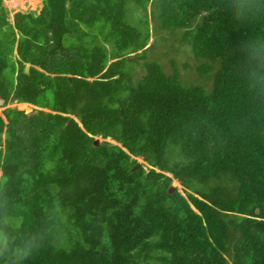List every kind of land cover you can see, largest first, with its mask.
Instances as JSON below:
<instances>
[{"label":"trees","instance_id":"obj_1","mask_svg":"<svg viewBox=\"0 0 264 264\" xmlns=\"http://www.w3.org/2000/svg\"><path fill=\"white\" fill-rule=\"evenodd\" d=\"M218 2L45 0L10 22L0 0L2 105L50 110L0 113L5 195L22 231L45 232L25 264H264V103L233 47L234 28L253 36L264 19L240 24ZM128 3L182 30L200 75L217 64L209 90L157 60L134 76L129 54L143 58L150 34L128 21ZM136 157L148 167L133 169ZM59 218L78 234L67 248Z\"/></svg>","mask_w":264,"mask_h":264},{"label":"clouds","instance_id":"obj_2","mask_svg":"<svg viewBox=\"0 0 264 264\" xmlns=\"http://www.w3.org/2000/svg\"><path fill=\"white\" fill-rule=\"evenodd\" d=\"M219 7L240 24L264 19V0H219ZM233 47L240 53V72L253 99L264 103V32L247 36ZM148 166V165H147ZM8 177L0 173V264H25L45 246V232H24L14 205L5 195Z\"/></svg>","mask_w":264,"mask_h":264},{"label":"rangeland","instance_id":"obj_3","mask_svg":"<svg viewBox=\"0 0 264 264\" xmlns=\"http://www.w3.org/2000/svg\"><path fill=\"white\" fill-rule=\"evenodd\" d=\"M24 2L26 3V6L22 8L21 6ZM2 3L7 10L8 19L12 21V15L14 12L17 10H25L28 5L35 7L36 0H2ZM127 7L128 21L135 25L141 32L148 30L150 34L148 43L146 45V47H148L146 49V53L143 52L145 53L143 58L133 56L134 53L129 54L131 58V64H133L132 71L135 77H139L143 73L142 62L144 59L157 60L160 62L163 70L166 73H173L176 71L179 78L186 85H203L207 90L211 88L212 74L215 71L217 64L211 63L214 68L210 70L209 74H206L205 76L200 75L198 68L200 63L203 62V59L201 58V60H199L194 56L188 42L183 40L182 30L169 31L160 29L155 18L150 17V12L148 11L149 7L147 8L146 12L133 4L128 3ZM137 52H140V50ZM206 67L208 66L203 63L201 65V70ZM6 106L23 110L26 114H30L34 112L35 109H37L36 107L27 105L26 103H19L16 106L15 102H9ZM3 108L0 106V113ZM43 110L47 111L48 109ZM141 164H143L144 168L148 167L143 162H141ZM172 181L171 182L173 186H176V189L179 192L185 194L182 184L180 182H176L175 179ZM60 226H63L64 229H66L67 234L70 236V238H68L70 241L69 243H65L63 245L60 244L58 246L67 248L72 242L76 241V236L78 237V234H71V228H69L66 219L63 222L59 218L56 229L58 230ZM56 233H59V231H56ZM64 238L66 239V237ZM56 241L59 243H64L62 238L59 236Z\"/></svg>","mask_w":264,"mask_h":264},{"label":"flooded vegetation","instance_id":"obj_4","mask_svg":"<svg viewBox=\"0 0 264 264\" xmlns=\"http://www.w3.org/2000/svg\"><path fill=\"white\" fill-rule=\"evenodd\" d=\"M26 2V1H25ZM23 3L22 4V8H24L25 6H26V3ZM44 2H45V0H36V5H35V7H32V6H30V5H28L26 8H25V10H17L16 12H14V14L12 15V21L11 20H9L8 19V17H7V19L10 21V22H13V20H14V16H15V13H17V12H21V13H23V14H30V13H32L33 15H37V14H40L42 11H43V9H44ZM2 6L4 7V5H3V3H2ZM5 8V7H4ZM7 16H8V14H7ZM9 102H15V105L17 106L19 103H28V104H30V106L32 105V106H34V107H36L37 109H48V108H46V107H40V106H37V105H35V104H33V103H31V102H26V101H17L16 99H14V100H11V101H9ZM9 102H7L5 105H2V100L0 99V106H2V108L4 107L5 108V106L9 103ZM6 107H10V106H6ZM3 108V109H4ZM12 108H15V107H12ZM2 109V110H3ZM17 109V108H16ZM19 110V109H18ZM36 110V109H35ZM49 110V109H48ZM23 111V110H22ZM44 111H46V110H44ZM25 113V112H24Z\"/></svg>","mask_w":264,"mask_h":264},{"label":"water","instance_id":"obj_5","mask_svg":"<svg viewBox=\"0 0 264 264\" xmlns=\"http://www.w3.org/2000/svg\"><path fill=\"white\" fill-rule=\"evenodd\" d=\"M29 67H30V64H29V63H26V64H25V67H24V69H23V72L26 73V74H28V73H29ZM47 111H50V110H47ZM70 116L73 117V118H75V119L77 120V118H76L75 116H73V115H70ZM103 140L109 141V142H111V143H113V144H118V145H120V143L116 142L115 140H113V139H111V138H109V137L103 139V138L100 137V136H96V137L94 138V143H95V144H98L99 142H101V141H103ZM136 159H137V161H136L135 166H134L133 169H136L137 167H139V166L141 165V162H143L144 164L147 165V163H146L145 161H143V159H142L141 157H136ZM155 171H156V172H160V170L157 169V168L155 169ZM165 174H166V175H170V173H167V172H165ZM175 181L178 182V180H176V179H175ZM172 182H173V181H172ZM172 182L170 183V186H169L171 192H173V191L176 189V186H173Z\"/></svg>","mask_w":264,"mask_h":264},{"label":"bare ground","instance_id":"obj_6","mask_svg":"<svg viewBox=\"0 0 264 264\" xmlns=\"http://www.w3.org/2000/svg\"><path fill=\"white\" fill-rule=\"evenodd\" d=\"M35 3V2H34ZM27 105H30V104H28V103H26ZM32 106V105H31Z\"/></svg>","mask_w":264,"mask_h":264}]
</instances>
